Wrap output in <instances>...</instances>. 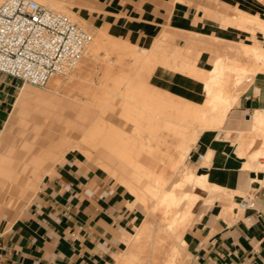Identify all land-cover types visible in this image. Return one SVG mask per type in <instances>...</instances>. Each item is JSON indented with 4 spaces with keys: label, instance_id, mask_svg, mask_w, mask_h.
I'll list each match as a JSON object with an SVG mask.
<instances>
[{
    "label": "crops",
    "instance_id": "1",
    "mask_svg": "<svg viewBox=\"0 0 264 264\" xmlns=\"http://www.w3.org/2000/svg\"><path fill=\"white\" fill-rule=\"evenodd\" d=\"M58 1L100 18V25L113 36L145 46H151L163 32L175 37L174 44L180 46L185 45V36L202 46L206 44L198 39L226 38L236 32L234 26H223V22L231 21L239 11L247 13L248 7L238 0ZM168 67L183 66L158 65L151 75L153 82L198 100L203 83ZM15 86L14 78L0 72V200L18 191L35 193L45 166L77 139L90 136L89 128L98 117L92 107L67 95L64 98L58 90L42 92L28 86L19 87L8 117V98ZM45 95L52 100L41 101ZM238 100L222 129L204 130L191 150L193 157L205 153L211 158L207 165L198 164L199 173L192 169L206 176L208 184L192 188L199 195L192 207L194 220L181 235L189 264H264V154L258 161L253 162L252 157L264 150V128L258 130L254 123L255 114L264 113V73L254 76L250 89ZM99 154L110 173L127 185L131 167L103 144ZM215 186L228 190L227 194L213 197L210 192ZM246 193L256 194L255 205L239 214L229 212ZM131 195L135 194L130 192L128 199ZM125 200L127 197L86 160L68 156L45 177L23 213L1 227L0 264H111L121 253L127 223L135 213ZM142 216L136 215L133 226Z\"/></svg>",
    "mask_w": 264,
    "mask_h": 264
},
{
    "label": "rangeland",
    "instance_id": "2",
    "mask_svg": "<svg viewBox=\"0 0 264 264\" xmlns=\"http://www.w3.org/2000/svg\"><path fill=\"white\" fill-rule=\"evenodd\" d=\"M238 1L248 6L246 8L247 13L239 11V13L235 14L236 16H234L231 19V21H228V22L225 21L222 24L223 26H228V25L234 26L233 30H235L236 33L234 32L231 33L230 36H228L230 38L228 37L219 38L213 35V36L205 37L206 39H198V40H201V42H204L206 44L204 46L197 44L194 40H192L191 38L187 36H185L186 40H185L184 46H180V44H174L176 38L169 35L168 32H163L151 46H145L142 44L140 45L134 44V43L129 42L128 40H124V39L113 36L107 28L100 25L102 22L100 18L95 19L92 15L80 12V10H78V6H75L73 4L66 3V2H64L63 4H56L57 3L56 2L50 5L51 3H49L47 0L39 1L42 4H45L46 6L52 9H55L58 11L62 10L63 12H66L67 14L72 16L74 19H76L78 22H80L83 26H85L90 32L93 30L91 32L93 36L92 37L93 41L95 40L93 38H96V36H99L100 34H102L100 44L98 45L96 51H94L93 53H90L89 52L90 45H89L87 47L88 49L86 48L84 55L81 57L79 62L74 66L72 70H70L67 74L57 75L60 79L59 84L61 85V86L59 85L60 88H57V90L61 92V96H64V98L68 94L67 96L70 95L71 97L70 96L69 97L76 100L77 102H81L89 107H92L98 113V116L101 113L100 107L98 108L99 105L112 106V104L113 105L115 104L116 108H114L115 105L112 108L114 109L112 110L113 111L112 118H113L114 124L111 129H108V131L106 130L107 132L110 131L111 134L108 133L110 134L108 135L107 132L105 130L104 131L106 132L108 137H115L118 134L120 135L126 134L130 136V134H132L133 132H135L136 135H140V133L141 134L143 133V135H145L146 137H149L151 139L150 140L151 150H150L149 156L152 159L155 157H160V161L162 160L161 162L159 161L161 163V164L159 163L161 167H158L159 165L157 167L164 168L165 171L167 172L166 177L168 181L166 184V188H170L172 184L180 180V178L182 177L184 173V169L185 170L186 168L194 169L197 173H199L200 169L198 167V164L207 165L211 156L209 154H206V161H204L205 160L204 159L202 160L203 162L201 163L200 162L197 163L196 162V160H198L197 157H193L191 150H193L194 146L196 145L198 138L200 136L199 135L195 143L191 146V149H190L191 155L189 152L190 157L186 156V158L183 160V164L181 163L179 166L175 168L174 166H175L176 159H180L182 155H184L187 149L186 140L183 139L182 140L183 142L181 140L176 141L175 139L176 136H174L173 134L168 135L166 132H164L162 137H165V138H162V142H165L164 143L165 145L162 143V145H160V148L156 147V141L154 138H152V136L154 137V132L157 127L156 124L153 123L155 119L153 117H151L150 119L144 115L136 116L139 120V124H137V128L138 130L140 129L139 132L138 130L136 131V127H135L136 123H135V120L133 119L135 118L133 117L134 116L133 111L136 112L137 114H141L142 110L139 108V106H144L146 110L157 111L159 108L167 109V106L172 105V104L174 106H177V105L182 106L184 103L188 101V99L186 100L187 97L180 96L173 92L171 93H172L173 98L176 99L175 103L174 101L171 102L167 100L164 101L163 99L161 100L160 97H156V99H153V100L150 99L151 94H152L151 90L153 88L159 87L152 80V77H151L152 72L158 65H162V64L157 62L154 66H147L144 64L146 60L143 61L142 63L141 60L146 54H143L144 50H142L141 48H147L148 51L153 50V52L156 53V57L158 56L159 59L160 58L162 59V57L165 58L164 66H166V63H168L171 65H178V66H183V67L186 66L189 69L194 68L192 69L193 74H198V75L201 74L204 71V69L205 70L209 69L213 65V60L217 56H223L224 58L228 57L230 59H233V61H235L234 59H236V62L238 61L237 62L238 65L239 64L240 66L244 65L242 67L243 69L250 68L251 71L255 72L253 75V79H254V76L257 73H264V68H263L264 66L262 63H258L255 60L253 54L250 53V51L246 49H249V47L252 44L253 45L257 44L261 47H264V27H261L259 23L255 22V20H257L259 22L264 23V0H238ZM243 16L250 17L252 19H247V22H246V20L243 19ZM94 29L96 30V32ZM195 36H198L197 38H203V36H200L197 34H195ZM244 43H248V44L246 45ZM179 47H181L180 51L176 52L175 51L176 48H179ZM166 49H167L166 51L167 53H165ZM246 51H248L249 53ZM88 52L91 55L88 54ZM180 53H182L181 55L184 54L183 55L184 58H181ZM202 53H203V56H202L203 60L199 63L200 65H198V62L196 61L198 57L200 56V54L202 55ZM151 54L154 56L153 53ZM138 55L139 56L141 55L140 56L141 59ZM137 60L139 63L137 62ZM227 60L229 61V59ZM255 65H257L258 68ZM77 67L82 68V81L79 84L78 83L73 84L71 80L73 79L74 72L76 73L77 71ZM169 68L170 67H168V69ZM196 68L198 71L196 70ZM260 68H263V69H260ZM170 70L174 72V69L170 68ZM185 75H188V74H185ZM7 76L10 78H13L9 75ZM120 77L122 78L124 77L125 80L127 79L126 84L124 85L121 83L119 84V82L124 80ZM15 81H16V86L8 98V102H9L8 103V117L10 114V110L13 108L18 98L20 86H28V87H31L32 89H37L42 92H50L49 84H47L44 87H40V86H35L29 83H24L21 80H17V79H15ZM252 82L253 80L251 81V83L247 82V84H245V86L248 85L247 87L245 86H242V88L238 87L237 91L239 90V92H241L239 99L243 94L248 92V90L250 89L252 85ZM200 84H202V81H200ZM118 92L120 93L119 96H118ZM123 95L125 96V98ZM120 96H123V97H120ZM202 97L203 95L201 94L198 100H200ZM88 102L92 103V105H90V103L88 104ZM96 104H99V105H96ZM128 107H130L131 111L128 109ZM120 111L122 113L124 112V114L127 115L128 117L127 118L123 117L125 115L124 114L122 115ZM119 113H121L122 116ZM130 113L131 114L133 113V114L130 115ZM129 117L131 119H128ZM124 118L126 119V121ZM127 119L130 120L131 122L128 121ZM133 124L135 126H133ZM114 125L116 126V128ZM118 129H121L120 133L117 132ZM132 129H134L133 132H132ZM221 129L222 128L220 129L218 128L217 130L219 131ZM210 130H213V129H210ZM104 131L101 128L100 131H96L97 133L95 132L88 137H85V138L81 137L77 139L72 144V146L69 148L67 147V149L63 151L55 161H50L48 165L45 166L44 168V171H45L44 174L46 175L44 176L43 174V176H41V178L39 179L38 189L35 193L31 192V190L23 191V192L18 191L12 197L10 195H6L5 198L0 200V230H1V227L7 222V220L11 222L12 220L19 217L23 213V211L33 202L36 193L39 191L42 185L43 180L45 179L46 176H49L53 173L55 165L59 162H63L68 156L75 155L83 160H86L87 163H89L96 170L104 174L105 177L111 181L112 185L116 189L121 191L123 196L125 195L127 197V201L125 200L124 202L127 203L129 207L135 208V213L133 217L128 221L126 233L122 238L121 248L119 250V253L120 252L121 253L118 255L119 258L118 256L115 257V260L112 261L111 263V264H119V263L121 264V261L124 260L125 258L124 252L129 248V246L132 245L135 233L138 230L137 229L138 227H136L137 224L133 226V224L135 223L136 215L138 213L143 214L139 222V225H138L140 227L142 225L141 223H143L149 218V215L153 214L152 216H154L156 213L154 217L162 216V210L161 208L158 207L155 209L154 213L151 212L153 210L149 203L151 201H154V199L151 196H149L148 190L153 188V181H149L146 184L139 186L135 184L133 179H130V177H128L126 179V182H127V185H126L121 180H117L116 177L110 173L109 168L106 167L102 163V159L100 158L99 153H100L101 146H102L100 142L102 143L103 138L105 137L102 135ZM124 132H127V133H124ZM0 133H1V130H0ZM99 133L103 137L99 135ZM94 134H96V136ZM158 148L160 149V153L158 151ZM166 148H169V149L165 151ZM256 160L258 161L259 158H257ZM262 160H264V155L262 156ZM154 167L155 169H158L156 166ZM148 183L150 184V187L148 186L149 185ZM192 188H195V187L191 186L190 184H187L184 189L194 191ZM182 190L183 189H179V191H182ZM130 192L134 193L135 195H131V198L128 199ZM245 195L246 194H241L242 199L245 197ZM142 196L144 197V200L142 199ZM198 198H199V195L196 197V200ZM241 200L239 202L236 201V203L233 205V209H231V211L229 212L237 213V214L243 212L244 209L241 208L240 206ZM193 220H194V213H192L191 216L184 222L183 226H180V227L178 226L174 229L173 236L175 238V241L178 243L177 250L178 252L182 251L180 252L181 255L177 253L178 258L179 260L182 259L181 261H183L184 264H189V256H188L186 247H181L179 243L182 242V239H181L182 233L183 232L185 233L187 231V229L191 226ZM132 226L134 227L133 232H131ZM146 248H147V245L145 246V251H142L141 254H143L144 252L146 253ZM185 255L186 257H184ZM182 256L184 259L182 258Z\"/></svg>",
    "mask_w": 264,
    "mask_h": 264
},
{
    "label": "bare ground",
    "instance_id": "3",
    "mask_svg": "<svg viewBox=\"0 0 264 264\" xmlns=\"http://www.w3.org/2000/svg\"><path fill=\"white\" fill-rule=\"evenodd\" d=\"M37 1L39 2L42 0H37ZM47 1L49 3H51L50 5H52L56 2H57L56 4H63V2L56 1V0L55 1L54 0H47ZM257 23H259L261 25V27H264V23L259 22V21ZM95 32H96V30H95ZM93 34H94V32H93ZM101 35L102 34H100L99 36H96V38H93L95 40L94 41L91 40V44L89 43L90 46L89 45L88 46H89V52L90 53H93L94 51H96L98 45L100 44V40L102 37ZM92 41H93V43H92ZM244 44L247 45L248 43H244ZM142 50H144L143 54H146V55H144V57L141 60L142 63H143V61L146 60V62H144V64L147 66H154L157 62L164 65L165 58L162 57V59L161 58L159 59L158 56L156 57V53L153 52V50H151V51H148L145 49H142ZM246 50L250 51V53L253 54L255 60L258 63H262L264 66V47H261L257 44L256 45L252 44L249 47V49H246ZM248 51H246V52H248ZM89 52H88V54H90ZM151 53H153L154 56ZM143 54H142V56H143ZM244 54H245V52H244ZM165 57H167V56H165ZM140 59H141V57H140ZM227 59H229V61ZM234 60L235 61H233V59H230L228 57L224 58L223 56H217L213 60V65L207 70L204 69V71L199 75L193 74L192 69H194V68L189 69L186 66L185 67H177L174 69L176 71H180V72H183L185 74H188L189 76H192L196 80L202 81V83H203V88H202L203 97L200 100H192V99L186 98V100L188 99V101L186 103H184L182 106H179V105L174 106L172 104V105L167 106V109L166 108H164V109L159 108L157 111L146 110L144 106H139V108L142 110L141 114H137L136 112L133 111V113H134L133 117H135L133 119L135 120V123H136L135 124L136 126L134 124H133V126L136 127V131L138 130L137 124H139V120L136 116H139V115L143 116L144 115L150 119H151V117H153L155 119V121H153V123H155L157 127H156L155 132H154V137L152 136V138H154L156 141V147L160 148V145H162V143L163 144L165 143V142H162V138H165V137H162L164 132H166L168 135L173 134L174 136H176L175 137L176 141H180V140L182 141L183 139L187 141V149H186L185 153L182 151L184 153V155H182V157L180 159H176L175 166H174L175 168L177 166H179L181 163L183 164V160L186 158V156H189L191 146L195 143L198 136L204 130L218 129V128L220 129L222 127V124L225 120L226 115L228 114V112L230 111L232 106H234V104L236 103V101L238 100V98L240 96L241 92H239V90L237 91L238 87L242 88V86H245V84H247V82L251 83V81L253 80V75L255 72L251 71L250 68L243 69L242 67L244 65L240 66V64L239 65L237 64L238 61L236 62V59H234ZM137 62H138V60H137ZM192 65H194V64H192ZM257 65H259V64H257ZM257 65H255V66L257 67ZM256 67H254V68H256ZM263 68H260V69H263ZM196 70H197V68H196ZM199 71H200V69H199ZM179 74H181V73H179ZM176 75H177V73H176ZM120 78H122V77H120ZM122 79H124V77ZM122 79H120V80H122ZM188 79H189V77H188ZM59 80L60 79L58 76L52 77L48 82L49 88L53 89L54 91H57V88H60L59 87V85H60ZM81 81H82V68L77 67V71H76V73L74 72L73 79L71 80V82L73 84H76V83L79 84ZM126 81H127V79L126 80L124 79L121 82H119V84L121 83L124 85V84H126ZM247 86L248 85H246L245 87H247ZM245 87H244V89H245ZM57 92H59V94H61L60 91H57ZM151 92H152V94L150 93L151 94L150 99H152V100L156 99V97H160L161 100L163 99L164 101L165 100L171 101V102L174 101V103L176 101V99L173 98L171 91H169L167 89H164L161 87H156V88H153L151 90ZM116 94H117V92H116ZM119 94L120 93L118 92V96H119ZM123 96H120V97H123ZM76 97H78V96H76ZM124 98H125V96H124ZM47 100L48 101L52 100V99H50L49 95H45V97L41 99V101H43V102H45ZM104 100H105V98H104ZM104 100H103V102H104ZM60 102L64 103L66 101L62 99ZM89 103L90 102H88V104ZM104 104H105V102H104ZM90 105H92V103H90ZM96 105H99V104H96ZM114 105L113 104H112V106L99 105L98 108L100 107L101 113L99 114L98 117L96 116L97 119L93 123V126L91 128H89L90 131L88 129L87 130L93 134L96 131H100L101 128L103 131L104 130L108 131V129H111L113 124H114L113 118H112L113 117V115H112L113 111L112 110H114L112 108ZM114 108H116V105ZM128 109L131 111L130 107H128ZM125 111H127V110H125ZM121 113H119V114L121 115ZM123 114H124V112L122 113V115ZM132 114L130 113V115H132ZM255 115L256 116H255L254 123L256 125V128L258 130L263 129L264 128V113H260L258 111ZM123 117L127 118L128 116L125 115ZM128 119H131V118L129 117ZM125 121H126V119H125ZM128 121H130V120H128ZM132 122H134V121H132ZM115 128H116V126H115ZM120 130L121 129H118L117 132L120 133ZM133 130L134 129H132V132H133ZM105 131L102 134L105 137L103 138L102 143L100 142V144H103L104 146L109 148L121 160H123L125 163H127L131 167V169L133 170L132 171L133 173L131 174L130 179H133L136 185L142 186L143 184H146L149 181H153V188L151 187L152 189L148 190L149 196H151L154 199V201H151L149 203L152 210H153V211H151V210L150 211L154 213L155 209L158 207L161 208V210H162V216L154 217L156 215V213L154 216H152L153 214H151V215H149V218L146 221H144V222L142 221L143 223H141L142 225L140 227L138 226L139 223L136 225V227H138L137 228L138 230L135 233L132 245L129 246V248L124 252L125 255L124 254L123 255L125 256V258H124V260L121 261V264H184L183 261H181L182 259L179 260V258H178V254L181 255L180 252H182V251L178 252V250H177L178 243L175 241V238L173 236L174 235V229L178 226L179 227L183 226L184 222L191 216V214L193 213L192 207L195 204V202L197 201L196 197L198 196V194L195 193L194 191L184 189V188L187 184H190L193 187L206 188V186L208 184L207 177L203 176V175L202 176L197 175L192 169L186 168V170L184 169V173H183L182 177L180 178V180L176 181L174 184H172L170 188H166V184L168 181L167 177H166L167 172L165 171L164 168H158V167H161L160 162L162 160L160 161V157H155L152 159L149 156L150 150H151V144H150L151 139L149 137H146L145 135H143V133L142 134L140 133V135H136L135 132L130 134V136L126 135V134L120 135L117 133L118 135H116L115 137H108V135H110L111 133H110V131L109 132L106 131L107 134L110 133L107 135ZM139 131H140V129L138 130V132ZM124 133H127V132H124ZM113 134H115V133H113ZM94 135L96 136V134H94ZM99 135H101V134L99 133ZM163 140H165V139H163ZM159 148H158V151L160 153ZM167 149H169V148H166L165 151ZM263 149H264V147H263ZM182 152H181V154H182ZM253 154H252V157L254 156L253 157L254 158L253 162H254V160L257 159L261 154H264V150H262V148H261L257 152H254ZM103 162H105V161H103ZM154 166H156V167L158 166L157 167L158 169H155ZM41 171H42V169H41ZM145 180H146V182H145ZM151 185H152V183H151ZM148 186L150 187V184ZM146 188H147V186H146ZM179 189H183V190L179 191ZM226 191H228V190H226ZM226 191L222 187L215 186L212 189V192H210V193L213 194V197H215V195H219V194L226 192ZM226 194H227V192H226ZM136 195H138V194H136ZM143 196H142V199L144 200ZM231 209H233V207H230V210ZM146 245H147L146 253L144 252L145 254L143 253L144 254V256H143V254H141V252L145 251ZM179 245L181 247H185L184 239L182 240V242L179 243ZM184 257H186V255ZM118 258H119V256H118ZM182 258H183V256H182ZM116 262H117V260H116Z\"/></svg>",
    "mask_w": 264,
    "mask_h": 264
},
{
    "label": "built area",
    "instance_id": "4",
    "mask_svg": "<svg viewBox=\"0 0 264 264\" xmlns=\"http://www.w3.org/2000/svg\"><path fill=\"white\" fill-rule=\"evenodd\" d=\"M92 37L72 16L37 0H0V72L24 83L44 87L52 77L67 74ZM255 202L256 194L246 193L240 205L247 209Z\"/></svg>",
    "mask_w": 264,
    "mask_h": 264
}]
</instances>
